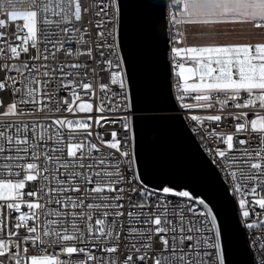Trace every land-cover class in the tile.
Here are the masks:
<instances>
[{"label":"snow or ice","instance_id":"1","mask_svg":"<svg viewBox=\"0 0 264 264\" xmlns=\"http://www.w3.org/2000/svg\"><path fill=\"white\" fill-rule=\"evenodd\" d=\"M124 8L0 0V264H232L226 210L264 264V0H169L152 103ZM173 119L220 199L145 155L140 123Z\"/></svg>","mask_w":264,"mask_h":264},{"label":"water","instance_id":"2","mask_svg":"<svg viewBox=\"0 0 264 264\" xmlns=\"http://www.w3.org/2000/svg\"><path fill=\"white\" fill-rule=\"evenodd\" d=\"M124 20L122 39L125 48L134 59L136 81L147 103L161 100L162 80L159 71L160 49L165 47L167 24V0H122ZM164 5L162 9L160 6ZM151 25V27L149 26ZM169 116L181 115L175 111H164ZM187 125V121L183 122ZM141 146L145 155L166 165L171 171L184 177L199 190L220 199L224 191L221 173L211 164L196 136L185 131L181 119L168 121L145 120L139 125ZM231 239L228 242L232 264H246L249 259L244 251L242 225L237 227L226 210Z\"/></svg>","mask_w":264,"mask_h":264},{"label":"built area","instance_id":"3","mask_svg":"<svg viewBox=\"0 0 264 264\" xmlns=\"http://www.w3.org/2000/svg\"><path fill=\"white\" fill-rule=\"evenodd\" d=\"M169 2V0H167V3ZM188 123V122H187ZM194 134V133H193ZM195 135V134H194ZM196 138L198 139V141H199V143L201 144V146H202V142H201V140H200V138L198 137V136H196ZM202 148H203V146H202ZM203 150H204V148H203ZM205 151V150H204ZM206 152V151H205ZM206 154H207V152H206ZM208 155V154H207ZM221 175H222V177H223V174L221 173ZM26 210V209H25Z\"/></svg>","mask_w":264,"mask_h":264},{"label":"crops","instance_id":"4","mask_svg":"<svg viewBox=\"0 0 264 264\" xmlns=\"http://www.w3.org/2000/svg\"><path fill=\"white\" fill-rule=\"evenodd\" d=\"M253 35H255V34H253Z\"/></svg>","mask_w":264,"mask_h":264}]
</instances>
